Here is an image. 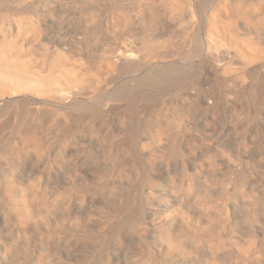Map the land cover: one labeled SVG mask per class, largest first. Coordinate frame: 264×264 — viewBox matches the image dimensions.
<instances>
[{
	"label": "bare ground",
	"instance_id": "6f19581e",
	"mask_svg": "<svg viewBox=\"0 0 264 264\" xmlns=\"http://www.w3.org/2000/svg\"><path fill=\"white\" fill-rule=\"evenodd\" d=\"M32 1L0 0V264H264V77L244 61L233 76L232 65L236 54L250 59L236 38L264 47V0ZM71 2L87 22L77 41L44 38L40 24L14 16L63 21ZM195 18L217 87L198 88L202 69L189 67L166 104L151 98L144 112L134 83L105 92L90 54L111 58L118 40L141 35L115 53L128 72L141 50L155 62L179 32L186 40ZM151 72L142 75L159 85ZM190 87L201 95L183 97ZM225 98L234 125L219 122Z\"/></svg>",
	"mask_w": 264,
	"mask_h": 264
},
{
	"label": "rangeland",
	"instance_id": "374dc122",
	"mask_svg": "<svg viewBox=\"0 0 264 264\" xmlns=\"http://www.w3.org/2000/svg\"><path fill=\"white\" fill-rule=\"evenodd\" d=\"M6 1H8V4L9 5H11L12 6V4H13V7H16V8H19V7H22V8H25V7H27L29 4H31L33 1L32 0H6ZM59 1H61V0H59ZM12 2V3H11ZM15 2V3H14ZM62 2H64V3H67V0H62ZM53 3H51L50 2V5L49 6H53L52 5ZM69 5H70V2L68 3ZM75 4L76 3H73V2H71V5H72V11H70L67 15H69V17H67V18H65V19H63V21L60 19V18H57L56 16H46V17H44V18H46V19H44V18H42V19H44V20H36L35 18H34V16H31V14L29 13V12H26L27 14H18V15H14L15 17H25L26 18V20L27 19H32L31 20V22H32V24L31 25H33L34 23L35 24H37V25H39L40 24V28H41V32L43 33H41L42 35V37H44V38H48V39H57L58 37H59V35H61V33H63V35H65L64 37H71V39H72V37H73V39L72 40H75V41H77V40H79V39H81L80 37H83V34L85 33V30H86V26H87V22H86V24L84 23L86 20H84L85 19V14L83 13V11H82V9H80V8H78V6H77V4H76V6H75ZM74 5V6H73ZM123 5L124 6H127V7H130L131 6V4L129 3V2H124L123 3ZM74 7V8H73ZM22 8H19V9H22ZM78 8V9H77ZM105 8V7H104ZM82 11V12H79V11ZM77 12V13H76ZM106 12V13H105ZM29 13V14H28ZM80 13V14H79ZM104 13L105 14H107L108 13V10H105L104 11ZM84 14V15H83ZM83 15V16H82ZM71 17V18H70ZM82 17V18H81ZM99 18L101 19V18H103V16H102V14H100V16H99ZM52 19V20H51ZM68 19V20H67ZM83 21H82V20ZM200 19V20H199ZM29 20H27V21H29ZM39 21V22H38ZM54 21V22H53ZM101 21H103V19L102 20H99L98 19V21L96 22L97 24L98 23H100ZM190 21V20H189ZM194 23H191V26H190V22L189 23H187L188 25V29H189V35H188V39L186 38V40L185 39H183L182 37L180 38V39H178V36H180L181 35V33L179 34L178 33V30L176 29V27L173 29V30H175V32H176V34L178 35H174L173 36V38L174 37H176L175 39H173V40H175V41H173V42H175V43H173V42H171L170 43V47L173 45L174 47H167L166 48V51H165V49H163L164 50V53H165V55H163V54H161L160 52H158L159 54H157V56H159V58H161V57H163L161 60L160 59H158V60H156L157 58H155V62L157 63H155L154 62V58L152 59V56H149L150 54H149V52L147 51V49H146V52L145 51H142L141 50V52L140 53H142L141 55L142 56H144V55H146V54H144V52L145 53H148L147 55H148V57H150V58H148L147 56H145L148 60L149 59H152V61H148V60H143V62H142V59H141V57L142 56H139L138 54H137V57H134V58H136V59H138L136 62L137 63H139L138 65L135 63H133L134 64V66H133V68H131V69H128L129 71L127 72L125 69L126 68H124V65H122V64H120V66H118L117 67V65L118 64H115V53H118L117 51L118 50H122L123 49V47H124V49H125V47H128V43H130L131 41H132V39H133V42L135 43V41H134V38L133 37H139V38H136V41L137 40H139V42H142L141 40H143V39H141L142 37H141V35H134V36H132V39H130V38H128L129 40L127 41L126 39H121V40H118V42H117V45H116V43L115 44H113V46L112 47H114V48H116L115 46H118L119 44H121V46L119 47V48H116L115 49V52L112 54L113 56H109V57H111V58H108L107 59V57H98V56H94V55H97V53H95V52H93L92 54H90L88 57H89V60H91V63H90V61H89V65H91V67H92V69L93 70H96V67H97V69L99 68L102 72H104V74H105V72L107 73V74H105L106 75V78L108 79H106L107 81H106V85L104 86V88L106 89V91L105 92H110V93H115L114 92V89H115V91H117L119 88V86H120V88L122 87L123 88V86L122 85H124V86H126V87H129V85L130 86H132V83H134L133 84V86H137V88L140 90L139 92L141 93V96L143 97H141L142 99H144L145 101H142V102H140V104H139V106H137L138 108V110H140V106H141V110L143 109L142 107H143V105H144V103L143 102H146V100H154V101H156V102H164V100H165V104H166V102H167V100H168V98H170V96L172 97V95L173 94H175L176 93V89L177 88H179L180 87V85L182 84H179L177 87H175V84L173 83V80H174V82L176 81V77L178 78L179 76L181 77V75L180 74H183V76L182 77H184V75H186V74H189V72L191 73V72H193L194 70H196V68L198 69V71H200V69H202L201 71H200V76L198 75V78H200V77H202V78H200V79H198V81L200 80V82L202 83V82H205V80H206V82L203 84V85H201V83L199 82H197V85L199 86L200 85V87H198V88H201V89H203L202 87H205V84L207 83L208 85H210L211 84V86H207V84H206V87L207 88H210V87H214V86H216L217 87V83H218V81H219V79L220 78H222L221 77V75H220V70H219V72H215L214 70H212L211 71V69H213L212 68V65L211 64H213L214 63V60L212 59V55L210 54L209 55V57L207 56L210 52H208V50L206 49L207 47V45H205L206 43H205V40H203L204 39V36H203V33H204V27H202V25L204 26V22H203V19H201V18H195V21H194V19L192 20ZM191 21V22H192ZM199 21V22H198ZM201 21V22H200ZM30 22V21H29ZM29 22H27V23H29ZM30 22V23H31ZM41 22V23H40ZM43 22V23H42ZM53 22V23H52ZM58 22H59V24H62V25H64L63 26V28H61L60 26V28L58 27ZM202 22H203V24H202ZM196 23L198 24V25H196ZM68 24H69V26H68ZM30 25V24H29ZM84 25H86V26H84ZM194 25V26H193ZM196 25V26H195ZM200 25V26H199ZM44 27V28H42V27ZM50 26V27H49ZM54 26V27H53ZM186 26V27H187ZM189 26H190V28H191V31H190V28H189ZM39 27V26H38ZM56 27V28H55ZM197 27H201V29H199V28H197ZM48 28V29H47ZM203 28V29H202ZM42 29L44 30V31H42ZM198 29V30H197ZM84 30V31H83ZM199 30H200V32H199ZM203 30V31H202ZM80 31V32H79ZM59 32V33H58ZM174 32V33H175ZM199 34V36H198V34ZM202 32V33H201ZM44 33H45V36H44ZM52 33V34H51ZM65 33V34H64ZM159 33V30L157 31L156 30V33H155V35H157L158 37H160V35L161 34H158ZM47 34V35H46ZM50 34V35H49ZM73 34V35H72ZM51 35H52V37H51ZM56 35V36H55ZM62 35V36H63ZM70 35V36H69ZM201 35V36H200ZM61 36V37H62ZM106 36H108V33H106ZM162 36V35H161ZM76 37V38H75ZM203 37V38H202ZM77 39V40H76ZM183 39V41H181ZM202 39V40H201ZM237 39V38H236ZM235 39V43L236 44H238L240 47H242V50H245V53H247V51H248V53H250V54H248L249 56H250V59H248L247 58V60H245L244 59V56L245 57H247L246 55L247 54H245L244 56H243V54L242 53H239V54H236L235 55V61H234V63L232 64L233 65V67H234V69H233V71H234V73H233V76L234 75H236L238 72H239V69H238V66H239V62H242V61H244V62H248V69H249V71H255V74L257 75H262L263 77H264V47H260V49L263 51H260V49L258 48V46L253 42V41H247L245 38H241V39H237L236 40ZM107 40V39H106ZM185 41H186V43H185ZM190 41V42H189ZM238 43H237V42ZM103 42H105V39L103 40ZM107 42V41H106ZM126 42H128L127 44H126ZM183 42V43H182ZM188 43V44H187ZM205 43V44H204ZM123 44V45H122ZM172 44V45H171ZM199 44V45H198ZM202 44V45H201ZM125 45H127V46H125ZM178 45V46H177ZM180 45V46H179ZM204 45V46H203ZM182 46V47H181ZM62 47L64 48V45H62ZM65 47H66V45H65ZM122 48V49H121ZM170 48V49H169ZM180 48V49H179ZM195 49V51H194V49ZM258 48V49H257ZM123 49V50H124ZM176 49H178V50H176ZM183 49V50H182ZM201 49V50H200ZM204 49H206V51L207 52H205L204 51ZM257 49V50H256ZM176 50V51H175ZM182 50V51H181ZM253 50H255V51H257V52H255V51H253ZM136 51H138V52H134V53H139V49L138 50H136ZM162 51V50H161ZM187 51V52H186ZM249 51H253V52H249ZM175 52V53H174ZM192 52H194L193 54H192ZM198 52V53H197ZM262 52V54H258V53H261ZM139 53V54H140ZM163 53V52H162ZM172 53V54H171ZM206 53H208V54H206ZM167 54H169V55H167ZM174 54H177V55H174ZM179 54V55H178ZM196 54V55H195ZM206 54V55H205ZM33 57H34V55L33 54H31ZM171 55V56H170ZM135 56H136V54H135ZM168 56H170V57H168ZM203 56V57H202ZM208 58H207V57ZM167 57V58H166ZM207 59H206V58ZM106 58V59H105ZM136 59H132L133 60V62H134V60H136ZM209 59V60H208ZM106 62H105V61ZM108 60V61H107ZM140 60H141V62H140ZM165 60V61H164ZM204 60H207V61H204ZM81 61L82 62H84L85 61V58H81ZM161 61V62H160ZM164 61V62H163ZM108 62V63H107ZM201 62L203 63V65L201 64ZM210 62V63H209ZM106 63V64H105ZM144 63V64H143ZM160 63V64H159ZM173 63V64H172ZM201 64V66L199 65V64ZM115 66H114V65ZM154 64V65H153ZM161 65L163 68L165 67L166 68V66H167V64H168V70L167 69H165V70H163L162 71V69L160 70V69H158L157 70V68H159L158 66L159 65ZM164 64V65H163ZM172 64V65H171ZM198 64V65H197ZM95 65V66H94ZM145 65V66H144ZM157 65V66H156ZM166 65V66H165ZM173 65H175V66H173ZM136 66V67H135ZM153 66V67H152ZM161 66H160V68H161ZM171 66V67H170ZM178 66L181 68L180 70H181V72H182V70L185 72V71H187V73L185 72V74H184V72H182V73H180L179 72V68H178ZM199 66V67H198ZM139 67V69H137ZM142 67V68H141ZM157 67V68H156ZM178 68V74H177V68ZM189 67H191V68H193L194 70H192L191 68H189ZM205 67V68H204ZM118 68V69H117ZM136 68V69H135ZM151 68H152V70H151ZM154 68V69H153ZM155 68H156V70H155ZM173 68V69H175V71H176V75L175 74H173L174 76H171L172 74H170V71H171V73H173L172 71H173V69L171 70V69ZM187 68H189V69H187ZM207 68V69H206ZM125 71H124V70ZM133 69H134V71H133ZM150 71H149V70ZM186 69V70H185ZM100 70H98V71H100ZM132 70V71H131ZM137 70V71H136ZM156 72H159V75H161V76H163V78H161V76H158L157 78H159L158 80L159 81H157V78H156V80H155V82L157 81V83L159 84V85H156L157 86V88H156V86H154V82H153V80H150L151 79V77H152V74L151 73H153L154 71ZM160 70V71H159ZM190 70H192V71H190ZM204 70H206V71H204ZM147 71H148V73L149 72H151L150 74L151 75H148V74H146V75H142L143 73L145 74V73H147ZM161 71H162V73H164L165 71H166V73L168 72V75L165 73V76L161 73ZM204 71V72H203ZM154 72V74H156ZM207 72V73H206ZM258 72V73H257ZM205 75H204V74ZM216 73V74H215ZM110 74V75H109ZM136 74V75H135ZM158 74V73H157ZM169 74H170V76H169ZM202 74H203V76H202ZM228 74V73H227ZM107 75H109L110 76V79H109V76H107ZM121 75V76H120ZM142 75V76H141ZM147 75L150 77V79H149V77H147ZM166 75L167 76H169L170 77V79H171V81L168 79V77H166ZM178 75V76H177ZM217 75V76H216ZM219 75V76H218ZM228 75H232V72L230 73V74H228ZM206 76V77H205ZM249 75H247V77H246V79L245 80H249V77H248ZM140 77V78H139ZM141 77L143 78L142 80H143V82L145 83V85L147 86V87H144L145 85H144V83L143 82H141L139 79H141ZM166 77V78H165ZM172 77H173V79H172ZM179 77V78H180ZM205 77V78H204ZM260 78H261V76H259ZM137 78H139V79H137ZM146 78H148V79H146ZM153 78V77H152ZM161 78V79H160ZM166 80H165V79ZM178 78V79H179ZM217 78H219V79H217ZM144 79H146L147 81H149V82H145L146 80H144ZM205 79V80H204ZM215 81L214 83H213V80ZM261 79H264V78H261ZM126 80V81H125ZM164 80H165V82H166V85H165V83H164ZM109 81V82H108ZM151 81H152V83H153V86H152V84H151ZM160 81H163V82H161L160 83ZM167 81H169V82H167ZM123 82H125V83H123ZM128 82V83H127ZM212 82V83H211ZM149 83L150 85H151V87L149 86V85H147V84ZM156 83V84H157ZM169 83V84H168ZM172 83V84H171ZM117 84V85H116ZM128 84V85H127ZM136 84V85H135ZM160 84H164L163 86L161 85L160 86ZM172 85H174V86H172ZM139 86V87H138ZM169 86H171V87H169ZM115 87V88H114ZM158 87H160V88H158ZM114 88V89H113ZM116 88H118V89H116ZM141 88V89H140ZM152 90H151V89ZM155 88H156V90H155ZM167 88V89H166ZM176 88V89H175ZM191 88H193V87H190V89L189 88H187L183 93H182V95L184 94L185 95V93L186 94H190V92H191V95H187V97H186V95L184 96L183 95V97H186V98H188V97H190V96H192V97H195V96H199V95H201V92H199L198 93V91H200L199 89L197 90L196 88H193V89H191ZM215 88V87H214ZM214 88H211L210 90H212V89H214ZM149 89V90H148ZM154 89V90H153ZM158 89V90H157ZM166 91H165V90ZM170 89V90H169ZM206 89V88H205ZM204 89V90H205ZM147 90V91H146ZM151 90V91H150ZM188 90V91H187ZM191 90V91H190ZM197 90V91H196ZM209 90V89H208ZM161 91H163V93L161 92ZM190 91V92H189ZM193 91H195V92H193ZM144 92V93H143ZM148 92H150L151 94H152V97L150 96V99H149V96H148V94L149 95H151L150 93H148ZM156 92V93H155ZM172 92V93H171ZM175 92V93H174ZM79 93H80V97H85L86 96V90L84 89H82V91H81V89L79 90ZM143 93V94H142ZM159 93H161V94H159ZM156 94V95H155ZM160 96H159V95ZM172 94V95H171ZM194 94H196V95H194ZM197 94H199V95H197ZM155 95V96H154ZM169 96V97H164V96ZM153 96H154V98H153ZM158 97H160L161 99H159ZM180 97H182L181 96V94H180ZM152 98V99H151ZM165 98H167V99H165ZM156 99V100H155ZM224 102H225V104L226 105H223L224 104ZM227 101H226V98L223 100V102H222V106H221V108H220V117L218 118L219 119V122L221 123V125H222V123L225 125V126H229L230 124H236V122H235V120H233V118H232V116H231V114H230V112H229V110H228V108L226 107L227 106V103H226ZM21 106L23 107L24 106V108H27V107H31L32 105H30V104H28V103H24V104H21ZM31 109V108H30ZM137 110V111H138ZM228 110V111H227ZM143 111V110H142ZM142 111H140L141 113H143ZM139 111H138V115H142V116H139V117H142L143 118V116H144V113L143 114H141ZM229 112V113H228ZM230 114V115H229ZM197 115H194L193 116V123H192V126L193 125H195L196 127H197V124H199L198 125V127L196 128L195 126H193V128H195V129H198L199 128V126H200V123H198V121H197V119L199 118L198 116V118L196 117ZM223 116V117H222ZM231 116V117H230ZM196 117V118H195ZM230 117V118H229ZM195 118V119H194ZM48 118L46 117V120H47ZM45 120V119H44ZM232 120V121H231ZM38 121H40V122H42V123H44V121H43V119L41 120V119H38ZM195 121V122H194ZM234 121V122H233ZM220 123H218V124H220ZM226 123V124H225ZM227 123H229L228 125H227ZM202 124V123H201ZM201 127V126H200ZM1 143H2V141L0 142V145H1ZM224 143V142H223ZM225 144V143H224ZM220 148H222V146H220ZM222 153V152H221ZM220 153V157L222 158V160H224L225 159V157L223 156L224 154H221ZM222 155V156H221ZM220 158V159H221Z\"/></svg>",
	"mask_w": 264,
	"mask_h": 264
}]
</instances>
